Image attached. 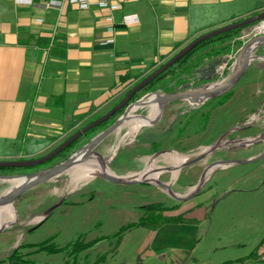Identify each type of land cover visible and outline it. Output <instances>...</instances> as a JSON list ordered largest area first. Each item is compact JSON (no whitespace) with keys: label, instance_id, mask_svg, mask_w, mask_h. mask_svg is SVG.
Here are the masks:
<instances>
[{"label":"rangeland","instance_id":"obj_1","mask_svg":"<svg viewBox=\"0 0 264 264\" xmlns=\"http://www.w3.org/2000/svg\"><path fill=\"white\" fill-rule=\"evenodd\" d=\"M150 2L142 12L139 11L140 15L145 13L146 7L147 11L153 7L158 17L151 16L144 23L141 37L149 36L147 30L151 29V37L156 39L157 29L166 25L163 22L161 2ZM20 5L30 6L27 2ZM137 6V2L129 3V11L126 12L137 11L134 9ZM263 7L264 0H239L235 6V10L239 12L237 18L216 26L209 25L211 16H202L203 12L194 10L193 16L190 17L191 32L202 30L190 40L177 42L168 54L161 55L162 58L167 57L163 64L152 63L139 68L132 66L136 64L134 61L124 64L126 83L119 86L122 95L113 103L114 107H109L81 123L79 129L69 133L65 140L90 125L91 123L87 124L89 120L114 111L135 88L201 36L245 21L254 17L255 13H263ZM260 8H263V12ZM115 19L120 23L121 14L116 13ZM263 22L264 20L251 26L247 25L237 35L220 43L221 48L225 47L223 50L220 48V55L203 49L185 64L172 68L178 61L174 63L152 80L160 78L156 84L147 88L151 81L134 93L128 102L113 114L114 119L105 128L92 132L91 135H82L83 140L65 157L48 165L44 163L15 172L0 168V171H5L0 174L25 177L66 160L117 122L129 105H132V108L146 97L208 89L221 84L236 70L241 49L251 40L264 35V32L259 31L264 25ZM124 25L128 26L125 22ZM151 47L155 48V43L151 44ZM169 69L171 70L168 71ZM166 72L168 73L165 74ZM199 100L181 99L167 102L164 104L160 120L155 125H143L131 134L129 124L124 122L102 141L95 150L96 154H90L88 160L77 166L96 159L103 169L102 173L106 172L110 177L124 178L123 181L130 183L144 179L148 181L123 184L102 178L100 173L73 186V183H70V172L76 169L74 167L19 197L12 205L15 210L11 222L0 227V264H14L10 256L19 248L23 255V259L18 258L20 264H64L69 259L70 245L80 237H83L85 243L94 242L92 247L77 255V262L80 264H94L98 257L111 253L115 248V257L120 255L115 261L125 253L134 256L151 234L140 229L144 227L136 226L121 235V242H118L119 236L116 235L122 228L137 224L145 215V208L152 204H161L163 208H157V211L148 214L149 217L160 215L173 218L171 221L176 218L182 221L176 224L168 223L158 229L156 238L151 241L153 253L161 255L163 252L173 253L174 250L189 247L195 248L193 254L197 253L200 264H223L218 262L244 258L259 246L252 260L263 262L264 253H260L264 245V157L244 165L218 164L211 169L203 186L197 193L196 191L199 180L210 165L223 160L253 159L264 153V44L254 46L241 76L224 95L205 102ZM151 104L150 99L137 106L139 108L135 116L152 117ZM83 115H80L81 118L77 122L87 118ZM66 128L57 130L58 134L54 133V127L46 128L43 132L51 136L39 143L28 139L25 145L20 140L17 143L18 150L34 155L30 159L19 161L37 160L47 156L57 145H53L44 153H36L59 137L66 136L65 133L69 130H65ZM89 131H93V128ZM169 152L185 156L186 161L177 165L171 164L170 159L165 156ZM197 157L200 159L196 163L180 169L181 165L189 164ZM1 162L11 161L0 160ZM149 163H152L151 172L156 176L162 172L155 181L141 176V172L145 171ZM175 172L177 177L173 179ZM159 181L167 184L178 198H187L186 201L171 197L167 189L160 186ZM10 187L7 181H0V196L8 192ZM202 220H205L204 224H201ZM47 241H50L51 247L64 250L58 253L38 251L36 245ZM124 256L129 259L128 254ZM71 260L73 261V258ZM151 260L160 264L154 257ZM193 260L197 259L193 257L192 263ZM108 261L109 259L107 263Z\"/></svg>","mask_w":264,"mask_h":264},{"label":"crops","instance_id":"obj_2","mask_svg":"<svg viewBox=\"0 0 264 264\" xmlns=\"http://www.w3.org/2000/svg\"><path fill=\"white\" fill-rule=\"evenodd\" d=\"M47 1L34 0L33 6H23L17 0H0L1 161L30 159L34 154L18 150L20 140L25 145L28 139L39 143L51 136L43 132L46 128L54 127V133L58 134L57 130L67 127L66 136L52 141L36 154L46 152L53 145L58 148L81 123L113 108V103L122 95L119 86L126 83L124 64L134 61L136 64L132 66L138 68L163 64L167 57L161 55L168 54L177 42L190 40L202 30L191 32L190 17L194 10L203 12L202 16H211L210 26L235 20L239 13L235 10L239 0H159L166 26L157 29V38L153 39L151 29L147 30L149 36L141 37L144 23L151 16L158 17L153 7L148 11L146 7L145 13L140 15L150 0H125L118 11L98 7L76 10L70 6L59 10L46 8ZM132 2L139 4L134 8L137 11L127 13V5ZM262 9L259 10L263 12ZM116 13L121 14L120 23L116 22ZM125 17L133 22L138 20L125 26ZM133 27L137 29H125ZM154 43L155 48L151 47ZM82 114L87 118L77 122ZM101 117L104 116L95 117L87 124ZM204 223L202 220L201 224ZM140 229L151 235L139 252L134 256L125 253L129 259L121 255L115 261L118 254L107 264H119L122 259H126L127 264L138 261L157 264L151 260L153 257L160 264H200L197 253L193 254L195 248L163 252L162 257L153 253L151 241L159 230ZM118 252L121 254L120 250ZM263 253L264 245L260 254ZM193 257L197 260L192 263Z\"/></svg>","mask_w":264,"mask_h":264},{"label":"water","instance_id":"obj_3","mask_svg":"<svg viewBox=\"0 0 264 264\" xmlns=\"http://www.w3.org/2000/svg\"><path fill=\"white\" fill-rule=\"evenodd\" d=\"M264 20V12L260 13L254 17L248 18L245 21H242L237 24H233L230 26H226L224 28L218 29L212 33L206 34L204 36H201L199 39L191 43L188 47H186L183 51H181L176 57H174L169 63H167L164 67H162L160 70H158L155 74H153L151 77L147 78L144 82H142L137 88L134 89L130 93V95L122 102V104L117 107L114 111L110 112L106 116L102 117L101 119L91 123L88 125L86 128L82 129L78 133H76L73 137H71L69 140L64 142L61 146H59L57 149H55L53 152L49 153L47 156L37 159V160H31V161H11V162H1L0 163V168H22V167H35L41 164H44L57 156L60 152H62L64 149H66L68 146H70L73 142H75L77 139H79L82 135L86 134L90 129L99 126L103 122L107 121L109 118L113 116V114L118 111L122 106H124L129 98L139 90H141L145 85H147L149 82H151L154 78L159 76L163 71H165L167 68L172 66L174 63L182 59L185 55H187L195 46L200 44L202 41L224 33V32H229L231 30H235L256 22H260ZM257 44H264V35H260L256 37L255 39L251 40L249 43L243 47L237 57V67L232 74H230L225 81H223L221 84L216 85L214 87H209L208 89H200V90H195V91H188V92H176V93H170V94H163V95H157V97L154 99V102L162 103L165 104L170 101H176V100H184L187 99L191 96H197L199 97V101L205 102L208 100H213L215 98H218L222 95H224L238 80V78L241 76L243 72V68L248 64L249 58L251 55V52ZM143 101V100H142ZM140 101V102H142ZM140 102L136 103L138 105ZM132 105H129L127 108L126 112L123 113L122 116L118 119L117 122H115L111 127H109L107 130L93 138L89 143H87L85 146H83L80 150L76 151L74 154H72L69 158L66 160L50 167L44 170H41L37 173L30 174L25 177H18V176H12V175H1L0 174V181L4 182H9L14 179H20L24 178L25 181L23 184L19 185L18 187L11 189L10 191L6 192L2 196H0V207L2 206H7V205H13L16 200L24 195L25 193L29 192L33 188L40 186L42 184H45L51 180H54L55 178L69 172L72 168L77 167L80 163L84 162L85 160H88L89 157L91 156L90 154L95 153L96 154V148L102 143L103 140H105L108 136H110L116 129H118L126 120V116L130 110ZM216 148V147H212ZM264 157L261 155L260 157H256L253 159H241V160H231V161H226L223 160L222 162H216L209 167H207L199 180L198 186H197V191L203 186L205 183L206 177L208 175V172L218 164H228L230 166L232 165H244V164H250L254 163ZM200 159V157H197V159L193 160L189 164H184L181 165V168H184L186 166L193 165ZM180 167V166H179ZM105 172V171H104ZM102 178H106L108 180H111L113 182L117 183H123V184H128L130 182L123 181L122 179L124 178H114L110 177L107 175V173H102L99 175ZM142 178V177H141ZM145 178V177H143ZM148 180L144 179L143 181H137L135 183H130V184H138L142 182H146ZM158 183V182H157ZM159 184L162 188L167 189L168 194L173 197L174 199L178 201H186L187 198H178L177 196L174 195L172 189L165 183H162L159 181ZM194 193V194H196ZM193 196V195H192ZM190 198V197H188ZM1 230V229H0Z\"/></svg>","mask_w":264,"mask_h":264},{"label":"trees","instance_id":"obj_4","mask_svg":"<svg viewBox=\"0 0 264 264\" xmlns=\"http://www.w3.org/2000/svg\"><path fill=\"white\" fill-rule=\"evenodd\" d=\"M258 14H260V13H257V14L255 13L254 16H256ZM256 23H258V22H256ZM254 24L255 23L250 24L248 26H251V25H254ZM245 27H247V26H244V27H241V28H238V29H235V30H231L229 32H224V33H221V34L212 36V37H210V38L202 41L194 49H192L187 55H185L182 59H180L172 68L176 67L177 65L185 64L187 61H189L190 59H192L196 55V53L200 52L203 49H207L208 52H213V53H217L218 55H220L222 53L221 49L223 50V49H225V47L223 46L221 48V46L219 44L222 43L223 41H225V40H227V39H229V38L237 35V33L240 30H242L243 28H245ZM171 69H169L168 71H170ZM167 73L168 72H166L165 74H167ZM165 74H163V75H165ZM158 79H160V78H158ZM158 79L152 81L148 85L147 88H149V87L153 86L154 84H156L158 82ZM147 88H145V89L147 90ZM98 119H96V120H98ZM112 119H114V118L111 117L107 121H105L102 124H100L99 126L94 127L93 128V131L87 132V134H85V136L91 135L92 132L94 133L95 131H97V130H99L101 128H105ZM70 138L71 137L67 138L65 140V142L67 140H69ZM83 138L84 137L81 136L79 139H77L70 146H68L66 149H64L57 156H55L54 158H52L51 160H49L45 164L48 165V164H50V162L52 163L55 160H58L60 158L65 157V155L68 154L69 152L71 153V151L74 150V148L81 142V140H83ZM24 168H27V167H22V168H3V169H8V170H11L12 172H15V171L24 170ZM1 172H5V171H0V173ZM157 208H163V206L161 204L148 205L145 208V215L141 218V220L137 224L129 225L127 227H124V228L121 229L120 232L117 233L116 236H119L118 242H121L122 241L121 240L122 239L121 235L124 232H126L128 230H131L132 228H135L136 226L144 227V228L149 229L151 231L157 232V230L161 226H163L165 224H168V223L176 224L178 222H182L179 218L174 219L175 221H171V219L173 220V218L168 217V216H160L159 215V216L149 217L148 214L154 213L155 211L158 210ZM93 244H94V242L93 243H85L84 240H83V237H80L76 242H74L73 244L70 245L71 246V252H69V254H70L69 255V259L64 264H80V263L77 262V258H78L77 255H80L81 252L88 250L90 247L93 246ZM36 246L38 247V249H37L38 251H40V250H47V251L52 252V253H58V252H61V251L64 250V249H59V248L51 247L50 246V241L43 242L41 244H37ZM259 248L260 247L257 246L248 256H246L244 258H240V259L234 260V261H232V260L231 261H225V262H223V264H235V263H239V264L241 263L242 264V263H246V262H250V261L252 262V264L264 263V261L263 262L262 261L255 262V260H252L256 256V253H257V251H258ZM115 251H117L116 248L111 253H106V254L98 257L97 261L94 264H100L102 262H104V264H107L108 256H110V254H111V258L109 259L108 262H111L115 258V255H114V252ZM18 258L19 259H21V258L23 259V255L21 254L20 248L19 249H16L14 251V253H12V255L10 256V260L14 264H20L19 263L20 260H18ZM72 258H73V261L71 260ZM121 261H122L121 264H127L126 263L127 262L126 259H122ZM137 264H142V262L138 261Z\"/></svg>","mask_w":264,"mask_h":264},{"label":"bare ground","instance_id":"obj_5","mask_svg":"<svg viewBox=\"0 0 264 264\" xmlns=\"http://www.w3.org/2000/svg\"><path fill=\"white\" fill-rule=\"evenodd\" d=\"M261 32H264V25L261 26L260 30ZM157 94H154L153 96L151 95V97H146L139 105H135L133 106L127 116H126V120H125V124L130 126V134L134 133L135 131H138L143 125H153L155 123H157L162 115L163 112V107L164 104L162 103H158V102H154V99L156 98ZM149 98V99H148ZM152 100V104H151V116H146V117H141L138 118L135 116L136 111L143 103H145L147 100ZM188 99H199V97L197 96H191ZM136 107V108H134ZM149 117V118H148ZM132 122V123H130ZM264 138V136H263ZM165 156H167L170 159V163L171 164H179L182 163L184 161H186V157L184 156H179L176 153H166ZM76 169L70 172V183H73L74 185H77L80 181L91 178V177H95L96 175H99L100 173H102L103 169L100 166L98 160H94L92 162L83 164L79 167H75ZM153 165L151 163H149L148 167L145 169V171H142L141 176L150 179V180H157L158 177L160 176V173H158V176H156L154 173H152L151 171L153 170ZM74 169V168H73ZM155 170V169H154ZM109 172V171H108ZM211 170L208 172V174H210ZM177 177V173H173V179H175ZM140 178V177H139ZM25 181L24 178H20V179H14L11 180L7 183L10 184V190L14 189L16 187H18L19 185L23 184V182ZM174 182V180H173ZM8 189V190H9ZM9 190V191H10ZM12 205H7V206H2L0 207V227H2L3 225H5L6 223H8L9 221L11 222L12 217L14 216V210L12 208Z\"/></svg>","mask_w":264,"mask_h":264},{"label":"built area","instance_id":"obj_6","mask_svg":"<svg viewBox=\"0 0 264 264\" xmlns=\"http://www.w3.org/2000/svg\"><path fill=\"white\" fill-rule=\"evenodd\" d=\"M125 0H49L45 3L46 8H55V9H63L65 6H70L74 9L79 10H89L93 7H98L100 9H109L110 11H118L123 8V3ZM18 3L22 4L23 2L29 3V5H33L34 2L31 0H17ZM137 18L135 22L130 20V17H125L124 22L127 25H130L137 22ZM264 23V22H263ZM262 23V24H263Z\"/></svg>","mask_w":264,"mask_h":264},{"label":"flooded vegetation","instance_id":"obj_7","mask_svg":"<svg viewBox=\"0 0 264 264\" xmlns=\"http://www.w3.org/2000/svg\"><path fill=\"white\" fill-rule=\"evenodd\" d=\"M58 163H60V162H58ZM58 163H57V164H58ZM55 165H56V164H55ZM52 166H54V165H52ZM52 166H50V167H52ZM50 167H48V168H50ZM46 169H47V168H46ZM43 170H44V169H43Z\"/></svg>","mask_w":264,"mask_h":264}]
</instances>
